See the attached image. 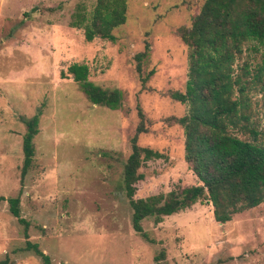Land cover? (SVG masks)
Wrapping results in <instances>:
<instances>
[{"label": "rangeland", "instance_id": "374dc122", "mask_svg": "<svg viewBox=\"0 0 264 264\" xmlns=\"http://www.w3.org/2000/svg\"><path fill=\"white\" fill-rule=\"evenodd\" d=\"M205 0H126V22L114 41L86 42L71 21L89 14L96 0H0V196L20 197V218L0 205V263L43 264L26 241L53 264H264V204L218 224L212 207L189 209L141 222L134 232L123 184V164L144 115L139 147L162 154L139 170L134 199L166 195L200 183L184 161L180 118L186 106L170 98L183 92L188 27ZM264 52V47L260 48ZM144 53L140 61L137 55ZM72 63L89 68V80L119 90L121 107L93 105L70 75ZM139 64V65H138ZM264 143V97H255ZM38 117L32 166L21 181V119ZM152 241V242H151Z\"/></svg>", "mask_w": 264, "mask_h": 264}, {"label": "trees", "instance_id": "16d2710c", "mask_svg": "<svg viewBox=\"0 0 264 264\" xmlns=\"http://www.w3.org/2000/svg\"><path fill=\"white\" fill-rule=\"evenodd\" d=\"M126 13V0H96L89 14H74L71 26L83 30L86 42L96 38L114 41L112 32L126 22ZM178 34L186 47V82L183 92L169 96L185 105L186 112L172 120L182 127L184 161L200 184L134 199L135 185L144 179L139 171L143 164L162 158L161 153L137 144L138 135L146 131L144 115L138 108L140 121L123 164L122 184L132 210V229L147 240L141 226L144 219L152 217L159 224L163 217L185 211L197 202L212 207L218 224L264 204V143L260 142L258 119L254 117V98L264 97V52L260 51L264 47V0H205L190 25L181 27ZM143 56L136 59L140 61ZM60 75H70L93 105L110 110L121 107L122 93L91 82L87 65L72 63ZM21 120L26 127L22 181L32 166L38 117ZM19 194L0 196V205L8 204L26 235L28 224L20 218ZM24 251L32 252L43 264H53L34 243L26 241ZM160 258L162 255L155 257L153 264Z\"/></svg>", "mask_w": 264, "mask_h": 264}]
</instances>
